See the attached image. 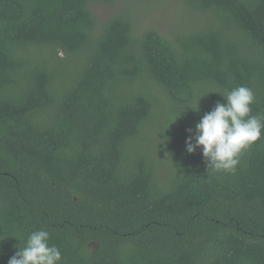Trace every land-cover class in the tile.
I'll list each match as a JSON object with an SVG mask.
<instances>
[{
	"label": "trees",
	"instance_id": "trees-1",
	"mask_svg": "<svg viewBox=\"0 0 264 264\" xmlns=\"http://www.w3.org/2000/svg\"><path fill=\"white\" fill-rule=\"evenodd\" d=\"M125 1L0 0V264L39 229L62 264H264V134L235 172L186 151L235 87L264 117V0L167 35Z\"/></svg>",
	"mask_w": 264,
	"mask_h": 264
},
{
	"label": "clouds",
	"instance_id": "clouds-1",
	"mask_svg": "<svg viewBox=\"0 0 264 264\" xmlns=\"http://www.w3.org/2000/svg\"><path fill=\"white\" fill-rule=\"evenodd\" d=\"M226 103L217 102L205 113L186 139V151L201 149L207 168L217 172H235L240 154L264 134V117L251 115L255 97L246 86H238L221 94ZM194 111H199V106ZM45 229L31 232L23 248L8 260V264H62L60 249L50 244Z\"/></svg>",
	"mask_w": 264,
	"mask_h": 264
},
{
	"label": "rangeland",
	"instance_id": "rangeland-1",
	"mask_svg": "<svg viewBox=\"0 0 264 264\" xmlns=\"http://www.w3.org/2000/svg\"><path fill=\"white\" fill-rule=\"evenodd\" d=\"M123 5L137 29H156L162 35H167L170 30H190L195 21H199L181 0H144L133 4L125 1ZM92 10L100 18L108 14L104 6H94Z\"/></svg>",
	"mask_w": 264,
	"mask_h": 264
}]
</instances>
